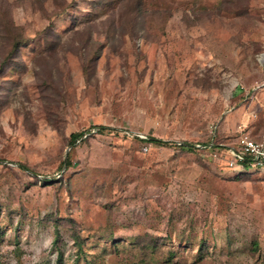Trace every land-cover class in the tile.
I'll use <instances>...</instances> for the list:
<instances>
[{"label":"rangeland","instance_id":"1","mask_svg":"<svg viewBox=\"0 0 264 264\" xmlns=\"http://www.w3.org/2000/svg\"><path fill=\"white\" fill-rule=\"evenodd\" d=\"M5 20L0 264H264V167L228 153L264 141V0H0Z\"/></svg>","mask_w":264,"mask_h":264},{"label":"trees","instance_id":"2","mask_svg":"<svg viewBox=\"0 0 264 264\" xmlns=\"http://www.w3.org/2000/svg\"><path fill=\"white\" fill-rule=\"evenodd\" d=\"M25 43L24 37L22 33L19 31V29L12 23V21L5 20L2 24H0V49H1V56H0V71L5 70L12 59L15 58V55L20 50V48L23 47V44ZM98 133H105L106 131L111 130V128L105 127V126H99L97 127ZM84 133H72L70 136L69 144L71 147H74L77 142L81 140ZM142 141L148 142L150 144L158 145V146H176V144H173L169 141H165L159 138H147V139H141ZM181 149L185 150H193L195 148V145L189 144V143H183L179 145ZM66 165L69 167L71 166L70 160L67 161ZM19 167L28 170L27 166L23 164H19ZM243 169L251 170L248 163L245 161L243 163ZM45 180H41L44 183H48L49 180L44 178Z\"/></svg>","mask_w":264,"mask_h":264},{"label":"built area","instance_id":"3","mask_svg":"<svg viewBox=\"0 0 264 264\" xmlns=\"http://www.w3.org/2000/svg\"><path fill=\"white\" fill-rule=\"evenodd\" d=\"M228 153L232 158V166L243 168V163L246 161L251 170L264 167V141L257 142L243 135L237 147L230 148Z\"/></svg>","mask_w":264,"mask_h":264},{"label":"water","instance_id":"4","mask_svg":"<svg viewBox=\"0 0 264 264\" xmlns=\"http://www.w3.org/2000/svg\"><path fill=\"white\" fill-rule=\"evenodd\" d=\"M66 163V162H65Z\"/></svg>","mask_w":264,"mask_h":264}]
</instances>
